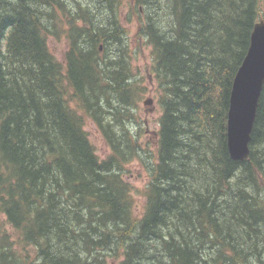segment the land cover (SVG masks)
I'll return each instance as SVG.
<instances>
[{
    "label": "trees",
    "instance_id": "obj_1",
    "mask_svg": "<svg viewBox=\"0 0 264 264\" xmlns=\"http://www.w3.org/2000/svg\"><path fill=\"white\" fill-rule=\"evenodd\" d=\"M120 9L0 0V264H264V89L249 158L227 143L264 0H135L162 113L154 150L137 129L145 89ZM62 35L65 66L48 45ZM134 160L149 178L141 217L124 176Z\"/></svg>",
    "mask_w": 264,
    "mask_h": 264
},
{
    "label": "rangeland",
    "instance_id": "obj_2",
    "mask_svg": "<svg viewBox=\"0 0 264 264\" xmlns=\"http://www.w3.org/2000/svg\"><path fill=\"white\" fill-rule=\"evenodd\" d=\"M134 2L135 0H121L119 16L121 23L128 34L133 71L137 75L136 77H138L142 82L141 87L145 89L137 108H135V114L137 115L138 120L137 129L141 135L140 141L144 146L146 142L149 141L148 143L151 144V148L154 150L156 146L154 141L157 138L159 118L162 113L158 104V84L154 74L152 73V47L148 41L140 35L141 23L139 20L145 22L146 14L141 12L140 17L138 13L133 12L130 18H128ZM139 9L142 11L141 6H139ZM48 45L55 58L65 66V54L68 49V41L65 35H62L60 38L49 37ZM146 101H151L152 103L146 105ZM71 106L77 109V112L84 116L83 111L79 110L80 108L74 101ZM85 119V130L89 134V138L96 149L97 155L101 159L107 158L110 154V148L103 139L94 122L88 117ZM124 176L132 186L134 214L136 217H141L144 213L146 203V186L149 181L147 171L143 167L140 160H134L126 166ZM6 229L10 235H14L13 230L9 226H7ZM28 251L30 252V258L33 259L34 249L29 247Z\"/></svg>",
    "mask_w": 264,
    "mask_h": 264
},
{
    "label": "water",
    "instance_id": "obj_3",
    "mask_svg": "<svg viewBox=\"0 0 264 264\" xmlns=\"http://www.w3.org/2000/svg\"><path fill=\"white\" fill-rule=\"evenodd\" d=\"M264 89V19L257 22L248 53L238 69L231 90L228 112L227 143L235 161L250 156V143ZM152 102H145L149 105Z\"/></svg>",
    "mask_w": 264,
    "mask_h": 264
}]
</instances>
